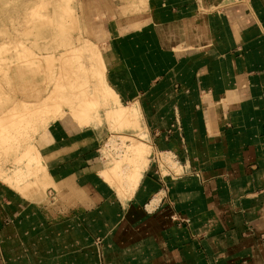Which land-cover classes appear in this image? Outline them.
Returning <instances> with one entry per match:
<instances>
[{"label": "crops", "instance_id": "obj_1", "mask_svg": "<svg viewBox=\"0 0 264 264\" xmlns=\"http://www.w3.org/2000/svg\"><path fill=\"white\" fill-rule=\"evenodd\" d=\"M134 7L91 32L151 149L137 186L101 177L95 129L50 124L51 185L0 181V264H264V0Z\"/></svg>", "mask_w": 264, "mask_h": 264}, {"label": "rangeland", "instance_id": "obj_2", "mask_svg": "<svg viewBox=\"0 0 264 264\" xmlns=\"http://www.w3.org/2000/svg\"><path fill=\"white\" fill-rule=\"evenodd\" d=\"M135 4L136 0H0V181L5 183V177L6 185L35 196L45 191L51 179L47 167L41 172L36 161L40 141L54 122L76 127L74 112L84 108L88 127L102 139L105 166L116 172L106 181L118 193L130 189L129 146L138 139L144 142L141 119L139 114L135 124L118 119L119 98L107 83L104 41L91 30L104 8L109 15L128 14L136 11ZM99 63L101 73L96 71ZM82 96L90 102L89 113ZM122 105L130 111L137 106ZM150 155L148 148L146 165ZM29 158L33 162L28 163Z\"/></svg>", "mask_w": 264, "mask_h": 264}, {"label": "bare ground", "instance_id": "obj_3", "mask_svg": "<svg viewBox=\"0 0 264 264\" xmlns=\"http://www.w3.org/2000/svg\"><path fill=\"white\" fill-rule=\"evenodd\" d=\"M16 32V31H15ZM17 47V46H16ZM24 51H26L25 49H24ZM97 51V50H96ZM23 52V51H22ZM24 53V52H23ZM26 53V52H25ZM92 53V52H91ZM24 55V54H23ZM92 55V54H91ZM91 55H89V56H91ZM99 55V54H98ZM96 56H97V54L94 56L93 55V58L95 59L96 58ZM100 56V55H99ZM98 56V57H99ZM101 57V56H100ZM15 59V58H14ZM93 59V60H94ZM98 59H100V58H98ZM4 61V60H3ZM7 61V60H6ZM16 61V60H15ZM98 62L100 61V60H97ZM97 61H95V62H97ZM103 61V60H102ZM92 63V62H91ZM100 64L101 63H99V65L97 66V72H102V70H101V66H100ZM102 64H104L103 62H102ZM10 67V66H9ZM93 67V66H92ZM104 67V66H103ZM102 67V68H103ZM104 69V68H103ZM93 70V69H92ZM110 93L113 95V93L115 94V92L113 91V89L112 88H110ZM115 96V95H114ZM80 101L84 104V105H86V106H88V108H87V112L89 113L90 112V105H87V104H89L90 102L88 101V100H86V98L85 97H81L80 98ZM115 103H116V105H117V108H116V113H117V116H118V119L119 120H124V122H127L128 124L129 123H132V124H135V123H137V119H138V116H137V114H139V110L135 107H133V108H130V109H132V111H130V110H128V109H126L125 107H123V105H122V103L120 102V100L119 99H117V98H115ZM85 109L83 108V109H81V108H79V109H76L75 110V114H74V117L75 118H73L72 117V119H73V121L77 124L76 125V127L78 128V126H80V127H82V126H84L83 128H85V127H88L90 124V121H89V118L88 117H86L84 114L86 113L85 111H84ZM91 114V113H90ZM83 124V125H82ZM121 125V124H120ZM46 135V134H45ZM136 145L135 146H133V145H131V146H129L130 147V149H129V151H133V153L132 154H130V155H128L129 156V158L131 159L130 160V164H129V172H128V174L126 175V186L128 187V188H130V189H132V188H134V187H136L137 186V184H138V182H139V179H140V177H141V174H142V172H143V169H144V167H145V165H146V159H145V154H146V152H147V150H148V148H149V146L146 144V143H144V142H142V141H139V139L138 140H136ZM132 148V149H131ZM8 151H10V149L8 148L7 149ZM30 160H32L33 158H29ZM42 159V157H41V155H40V153H39V151H37V153H36V161H37V163L39 164V166H41V172H42V170L44 171V170H46V166H45V164H44V162L41 160ZM28 161V163L29 162H33V160L32 161ZM23 161H24V159H23ZM27 163V165L29 166V164ZM108 166L109 165H107V167L101 172V177H103L104 178V180L106 181H109L110 180V176L111 177H113V176H115V174H116V172L115 171H109V169L110 168H108ZM114 170V169H113ZM115 170L117 171V172H119L118 171V166H115ZM3 176H1V178H2ZM1 178H0V180H1ZM3 181L6 183L7 181H8V179H6L5 177H4V179H3ZM9 182V181H8ZM110 184V183H109ZM18 191H20V190H18ZM23 195H25V196H27V197H31V198H34L35 197V194H31V193H33V192H25V191H20ZM36 192V191H35ZM124 191H121V193H123ZM126 192H127V190H126Z\"/></svg>", "mask_w": 264, "mask_h": 264}]
</instances>
